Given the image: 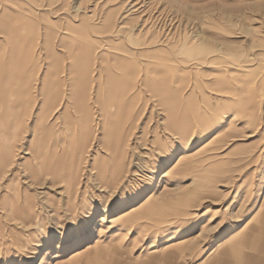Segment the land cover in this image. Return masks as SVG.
<instances>
[{
    "label": "rangeland",
    "instance_id": "374dc122",
    "mask_svg": "<svg viewBox=\"0 0 264 264\" xmlns=\"http://www.w3.org/2000/svg\"><path fill=\"white\" fill-rule=\"evenodd\" d=\"M3 41L19 165H0V264L222 258L253 232L264 0H0Z\"/></svg>",
    "mask_w": 264,
    "mask_h": 264
},
{
    "label": "crops",
    "instance_id": "0c3cea01",
    "mask_svg": "<svg viewBox=\"0 0 264 264\" xmlns=\"http://www.w3.org/2000/svg\"><path fill=\"white\" fill-rule=\"evenodd\" d=\"M251 234L234 238L222 258H148L136 264H264V212ZM119 261V260H118Z\"/></svg>",
    "mask_w": 264,
    "mask_h": 264
},
{
    "label": "bare ground",
    "instance_id": "6f19581e",
    "mask_svg": "<svg viewBox=\"0 0 264 264\" xmlns=\"http://www.w3.org/2000/svg\"><path fill=\"white\" fill-rule=\"evenodd\" d=\"M77 7V6H76ZM4 42L6 41H3V42H0V45L4 44ZM5 48V47H4ZM5 52H4V49L1 48L0 49V136L2 137H7V134L6 132L4 131V117H6L8 115V113H11L12 110L14 109V106L17 105L16 101H15V98H19L17 94L15 95H11L8 96L7 98H5V90L2 92L1 91V86H3L4 84H7L9 81H14L15 85L19 86L20 87V84H19V80H17V78H13L11 76H9L8 72H6V69H4L3 67L5 66ZM135 71V70H134ZM134 74V72H133ZM138 75V74H137ZM54 78V77H53ZM12 79V80H11ZM21 81L24 82V79L21 78ZM8 93H10V91H8ZM4 95V96H2ZM27 93H23V96H26ZM168 95V94H167ZM171 95V94H170ZM177 98V97H176ZM166 99V98H165ZM164 99V100H165ZM174 100V99H173ZM174 104V103H173ZM180 106V105H179ZM178 106V107H179ZM176 107V106H175ZM181 108V106H180ZM172 109V108H170ZM174 109V108H173ZM82 111V110H81ZM178 110H176L174 113L176 114ZM166 112V111H165ZM196 113V112H195ZM82 117V116H81ZM205 118V117H204ZM49 119V118H48ZM24 123L22 124V127H23ZM14 134V132H13ZM16 135L14 134V137ZM13 137V136H12ZM9 136L6 138V140H9L8 139ZM21 142V141H20ZM19 146V145H17ZM39 146V145H38ZM37 151V150H36ZM16 153V143H12V144H3L0 142V165H10L11 167L12 166H15V165H19L18 163V159H16L17 155L15 154ZM26 154H29L26 153ZM182 159H184L182 157ZM181 159V160H182ZM166 164L169 163V160H166L164 161ZM179 163V162H178ZM199 163V162H198ZM201 163V162H200ZM25 165V164H24ZM40 165V164H39ZM180 165V163H179ZM183 166H186V164H182ZM183 166H180V167H183ZM172 167V166H171ZM25 168V167H24ZM175 168V167H174ZM32 169V168H31ZM190 169V168H189ZM188 169V170H189ZM178 170V168H177ZM181 170V169H180ZM185 171V170H183ZM178 172V171H177ZM182 172V171H181ZM9 174V173H8ZM45 177V176H44ZM2 178V177H1ZM49 179V177H47ZM54 183V182H53ZM10 186V185H9ZM70 186V183L67 185V187L69 188ZM15 191V190H14ZM69 192V190H67ZM65 192L68 194V192ZM19 195V194H18ZM17 201H11V202H3L2 203V206L4 205H9L10 206V209H11V212L10 214L12 213L13 217H15L14 215L16 214L17 210L19 207H22V202H21V197L17 198L16 199ZM24 205H26L29 209H30V205L26 204V201L24 199ZM158 207V206H157ZM23 208V207H22ZM6 209V208H5ZM13 219H16V218H13ZM21 221V220H19ZM22 221L24 222V224H27V220H23ZM95 230V229H94Z\"/></svg>",
    "mask_w": 264,
    "mask_h": 264
},
{
    "label": "snow or ice",
    "instance_id": "6c2138e0",
    "mask_svg": "<svg viewBox=\"0 0 264 264\" xmlns=\"http://www.w3.org/2000/svg\"><path fill=\"white\" fill-rule=\"evenodd\" d=\"M93 227V221L90 217H82L76 224H71L68 226V229L64 231L63 242L71 243L77 235H83L89 232ZM57 237L60 236V233L55 234Z\"/></svg>",
    "mask_w": 264,
    "mask_h": 264
}]
</instances>
